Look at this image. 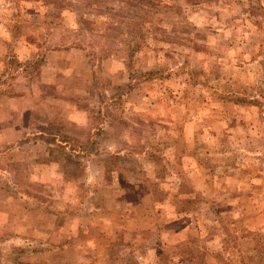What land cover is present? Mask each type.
I'll list each match as a JSON object with an SVG mask.
<instances>
[{"label": "rangeland", "instance_id": "obj_1", "mask_svg": "<svg viewBox=\"0 0 264 264\" xmlns=\"http://www.w3.org/2000/svg\"><path fill=\"white\" fill-rule=\"evenodd\" d=\"M0 264H264V0H0Z\"/></svg>", "mask_w": 264, "mask_h": 264}, {"label": "trees", "instance_id": "obj_2", "mask_svg": "<svg viewBox=\"0 0 264 264\" xmlns=\"http://www.w3.org/2000/svg\"><path fill=\"white\" fill-rule=\"evenodd\" d=\"M100 26H101V28H102V32H106V31H108V30H110V28H112V27H110V23H109V21H107V22H103V23H100ZM124 32H121V36L122 37H124L125 35H126V31L125 30H123ZM46 40V39H45ZM47 42L46 41H43L42 42V44H46ZM70 46H79V45H77V44H75V43H73V44H70V45H66V47H70ZM55 48H57V46H52V49H55ZM137 47H134V50L131 52V54L132 53H135V49H136ZM121 157H120V155H109V156H107L105 159H104V161L106 162H109L110 160H118V159H120ZM65 159H66V162L67 163H70V164H72V165H81V163L79 162V161H76V160H74L69 154H67L66 156H65ZM111 165H107V168H109L108 170L110 171V170H113V166H111Z\"/></svg>", "mask_w": 264, "mask_h": 264}, {"label": "crops", "instance_id": "obj_3", "mask_svg": "<svg viewBox=\"0 0 264 264\" xmlns=\"http://www.w3.org/2000/svg\"><path fill=\"white\" fill-rule=\"evenodd\" d=\"M17 201V200H16Z\"/></svg>", "mask_w": 264, "mask_h": 264}]
</instances>
